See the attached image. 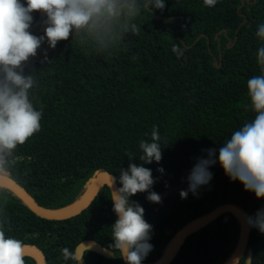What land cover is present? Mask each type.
<instances>
[{
    "label": "trees",
    "instance_id": "1",
    "mask_svg": "<svg viewBox=\"0 0 264 264\" xmlns=\"http://www.w3.org/2000/svg\"><path fill=\"white\" fill-rule=\"evenodd\" d=\"M21 3L27 6L26 0ZM32 16L30 31L44 35L46 17L40 12ZM131 22L140 28L138 34L124 31L127 22L121 16L110 31L70 36L55 49L45 41L30 59L24 74L33 71L38 81L30 99L37 110L43 105L41 130L17 148L25 160L12 179L39 205L65 209L101 173L114 174L122 187L119 172L129 167L127 155L136 157L131 163L142 164L140 141H150L157 126L162 160L143 166L152 170L156 182L151 191L162 202L148 201V192L130 198L153 226V250L142 264H154L188 222L216 207L236 204L250 217L264 209V199L231 181L218 162L223 142L255 116L247 81L264 74L257 62L264 40L256 35L264 23V0H217L214 7L203 0H165L164 10H141ZM173 45L184 49L183 55L177 56ZM207 149L215 150L217 162L209 167L213 178L196 195L189 192L182 199L179 193L188 189L191 169L199 158H209ZM172 187L178 190L165 193ZM8 190L9 202L0 203L6 235L39 248L47 264H73L61 250H74L85 240L111 251L110 226L117 216L108 185L81 214L61 221L37 216ZM241 231L240 219L225 213L191 234L171 264H224ZM250 254L251 264H264V233L256 227L244 256ZM84 258L86 264H126L89 251ZM25 259L37 264L32 256Z\"/></svg>",
    "mask_w": 264,
    "mask_h": 264
},
{
    "label": "clouds",
    "instance_id": "2",
    "mask_svg": "<svg viewBox=\"0 0 264 264\" xmlns=\"http://www.w3.org/2000/svg\"><path fill=\"white\" fill-rule=\"evenodd\" d=\"M203 3L214 7L217 0H203ZM26 5L21 0H0V178L5 180L12 178L13 170L25 160L23 155L16 154L17 148L41 130L43 105L37 110L30 99V91L38 86V81L33 71L25 75L24 70L45 41L49 48L55 49L58 42L67 41L70 36L110 31L112 22L121 16L127 22L124 31L138 34L140 28L131 22L133 18L140 15L141 10H164L165 0H26ZM33 12L46 17L44 35L37 36L30 31ZM256 35L264 40V23L258 25ZM172 51L181 56L184 49L173 45ZM257 62L264 73V46L258 49ZM247 95L254 119L223 142L218 162L231 181H239L245 191L254 192L259 200L264 199V74L247 81ZM160 141L159 130L154 125L151 140H141L139 144L142 154L138 158L143 163H131L136 157L131 153L127 155L129 167L127 170L121 168L119 172L122 187H115L117 178L110 173L106 177L109 199L117 216L110 226L113 243L109 248L114 257L126 264H142L153 250L149 243L153 226L144 219V208L130 198L148 192V201L162 202L161 196L151 191L156 182L152 170L143 166L153 161L159 164L162 160ZM206 151L209 158H199L191 169L188 189L179 193L182 199H186L189 192L196 195L201 186L212 180L209 167L217 162L215 150ZM157 171L164 170L158 168ZM9 197L8 188L0 185V203L6 205ZM5 222L0 220V264H26L29 248L23 241L6 235ZM247 223L264 233V209L258 210L255 217H248ZM61 251L65 261L82 264L79 248L65 247ZM230 264H251V258L234 256Z\"/></svg>",
    "mask_w": 264,
    "mask_h": 264
},
{
    "label": "water",
    "instance_id": "3",
    "mask_svg": "<svg viewBox=\"0 0 264 264\" xmlns=\"http://www.w3.org/2000/svg\"><path fill=\"white\" fill-rule=\"evenodd\" d=\"M109 173L110 172H104L99 174L88 188L84 196L77 203L61 210H52L39 205L30 192L12 178L7 180L0 178V185H5L8 189L12 190L37 216L47 220L61 221L71 219L74 216L81 214L86 208H88L95 197L99 194L101 189L105 185H108L106 177ZM110 174L115 177L114 174ZM115 187L119 188L117 180ZM176 190H178V187H172L166 190L165 193ZM225 213H232L240 219L242 223V231L234 252L224 264H230L231 259L234 256H244L247 251L250 235L252 232V226H249L247 223V218L250 216L241 206L227 203L222 204L209 213L199 216L188 222L172 239L162 258L154 264H171L181 250L184 242L191 234L207 226ZM26 245L29 248L26 256L34 257L37 264H47V259L39 248L30 244ZM77 248L80 249L82 255V264H86L84 255L87 251L99 254L107 259H112L114 257L109 249L103 247L102 244L96 240H85L81 242ZM251 257L252 255L250 254V258Z\"/></svg>",
    "mask_w": 264,
    "mask_h": 264
}]
</instances>
